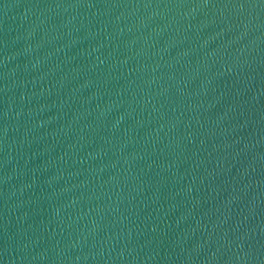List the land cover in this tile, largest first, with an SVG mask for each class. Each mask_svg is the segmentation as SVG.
Listing matches in <instances>:
<instances>
[{
  "label": "water",
  "instance_id": "95a60500",
  "mask_svg": "<svg viewBox=\"0 0 264 264\" xmlns=\"http://www.w3.org/2000/svg\"><path fill=\"white\" fill-rule=\"evenodd\" d=\"M0 264H264V0H0Z\"/></svg>",
  "mask_w": 264,
  "mask_h": 264
}]
</instances>
